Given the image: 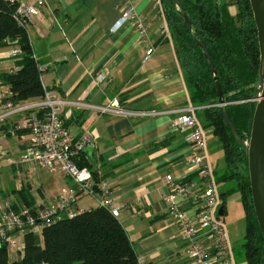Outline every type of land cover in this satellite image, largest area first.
<instances>
[{
	"label": "crops",
	"instance_id": "obj_1",
	"mask_svg": "<svg viewBox=\"0 0 264 264\" xmlns=\"http://www.w3.org/2000/svg\"><path fill=\"white\" fill-rule=\"evenodd\" d=\"M128 1L145 17V38L132 23L119 24ZM26 30L36 59L46 66L45 85L76 103L65 107L64 123L76 134L88 130L92 135L85 155L98 180L108 182L120 209L117 217L134 242L138 259L148 264H197L184 251L181 228L167 214L172 189L167 176L172 175L176 184L198 180V167L191 162L196 148L186 140V132L171 127L175 113L137 117L95 108L114 98L130 109L171 111L190 103L186 74L160 0H44L42 14ZM13 46L0 47V92L10 89L3 76L18 61ZM149 46L155 51L145 59ZM99 70L111 72L105 86L95 80ZM4 102L0 101V116ZM38 114L29 110L0 117V211L11 205L22 210L45 207L64 189H76L63 173L22 161L31 139L23 120ZM206 131V160L216 171L215 156L223 157L222 168L227 166L225 152L213 131ZM199 186L198 182L194 189ZM101 198L98 189L80 193L72 209L97 208ZM182 205L194 215V198ZM67 213L61 211L60 216ZM17 237L24 244L23 234ZM9 255L12 261L22 259L12 247Z\"/></svg>",
	"mask_w": 264,
	"mask_h": 264
},
{
	"label": "trees",
	"instance_id": "obj_2",
	"mask_svg": "<svg viewBox=\"0 0 264 264\" xmlns=\"http://www.w3.org/2000/svg\"><path fill=\"white\" fill-rule=\"evenodd\" d=\"M179 1L181 8L173 0H160V3L186 74L190 103L199 107L196 113L205 129H211L224 148L227 172L216 181L236 180L245 211L246 233L236 259L247 264H264V237L253 204L245 146L225 123L221 107L214 105L218 103L217 76L223 98L228 102L225 105L227 114L239 129L240 138L244 141L249 138L257 102L242 101L256 96L254 88L258 84L260 64L257 28L250 0H236V15L229 11L230 0ZM18 5L16 0H0V47L11 43L22 49L16 62L19 70L3 76L10 86V99L14 103L44 95L39 62L28 32L14 17ZM182 11L191 19V26ZM195 35L211 54L216 75L212 73L210 62ZM78 163L91 168L85 153ZM239 164L245 167V172ZM93 174L98 180L97 172L93 171ZM226 194L228 192L221 194L224 215L227 213ZM7 208L26 222L22 232L16 228L10 234H23L24 250L22 259L12 261L7 239H0V264H140L135 244L120 219L101 205L72 218L61 217L59 213L60 218L50 225L38 216V211L44 207L22 210L11 205ZM29 215L36 219L35 225L27 221Z\"/></svg>",
	"mask_w": 264,
	"mask_h": 264
},
{
	"label": "built area",
	"instance_id": "obj_3",
	"mask_svg": "<svg viewBox=\"0 0 264 264\" xmlns=\"http://www.w3.org/2000/svg\"><path fill=\"white\" fill-rule=\"evenodd\" d=\"M43 6L44 0H36L32 3L19 2L14 17L18 24L26 29L35 16L42 14ZM124 23H132L141 36L146 37L145 17L136 11L130 1L124 5L119 19L120 25ZM154 51V47H147L145 59H148ZM12 52L19 60L22 55L20 46L14 45ZM38 67L41 73L44 95L40 98L14 103L10 99L11 90L2 91L0 92V101H5V112L0 117L5 118L32 109L39 111L38 115L27 116L23 120L24 127L31 132V139L25 149L22 161L35 163L50 171L61 172L70 177L76 184V189H64L54 203L39 210V218L44 220L45 224L50 225L60 218L59 213L61 211L68 210L67 216L75 217L81 213L72 209L77 196L80 193L91 192L95 189H98L102 195L100 205L108 208L113 215L118 216L120 209L115 205V199L108 182L96 180L91 168L80 166L78 163L81 156L86 152V147L93 142V138L88 130L76 134L64 123L62 114L65 107L75 102L63 97L59 90L47 87L43 80L46 66L39 63ZM18 70L19 67L15 64L10 72L16 73ZM111 79V72L107 70H99L95 74V80L99 86L107 85ZM95 108L103 113L113 112L137 117H154L165 112L175 113L171 127L174 130L186 132V140L196 148V153L192 155L191 162L198 167L197 181L190 180L176 184L172 181V175L167 176L172 188L169 194L167 214L182 230V236L186 241L184 251L197 264H245V262L236 259L226 225L221 220L222 216L218 215L221 195L217 189L215 168L206 160L208 154L207 131L196 113L199 107L189 103L171 111L130 109L124 106L119 99L114 98L108 104ZM245 142L249 144V138ZM198 182L200 183L199 188L194 189ZM188 198H194L193 216L182 205V201ZM27 221L31 225H35L36 219L29 215ZM25 223L20 215L9 208L0 211V239H7L9 246L16 247L18 249L16 251L20 254L23 253L24 244L18 243V234L12 236L10 234L16 228L22 232ZM140 264L148 263L140 260Z\"/></svg>",
	"mask_w": 264,
	"mask_h": 264
},
{
	"label": "water",
	"instance_id": "obj_4",
	"mask_svg": "<svg viewBox=\"0 0 264 264\" xmlns=\"http://www.w3.org/2000/svg\"><path fill=\"white\" fill-rule=\"evenodd\" d=\"M178 8H181V2L179 0H173ZM254 21L257 28L258 43L260 50V64H259V80L258 84L254 88L256 96L250 100L257 101L251 133L249 136V144H246L244 140L240 138L239 129L233 124L230 119L225 105L228 103L223 98V91L218 81V77L215 76V84L218 92V103L221 115L225 123L230 128L236 139L243 143L245 146V152L248 158L249 177L251 184V193L253 204L257 216V220L264 237V0H250ZM182 15L185 17L189 26L192 25L189 16L182 11ZM195 39L198 44L203 48L205 56L210 62V68L213 74L216 75V67L211 54L208 52L205 44L195 35ZM249 100V99H247ZM219 216H224V206L221 205L218 211Z\"/></svg>",
	"mask_w": 264,
	"mask_h": 264
},
{
	"label": "rangeland",
	"instance_id": "obj_5",
	"mask_svg": "<svg viewBox=\"0 0 264 264\" xmlns=\"http://www.w3.org/2000/svg\"><path fill=\"white\" fill-rule=\"evenodd\" d=\"M228 6H229V11L231 12V14L236 15V13L238 11V6L236 3V0H230V4ZM250 99L244 100L242 102H246V101H251V102L254 101L255 103L257 102L255 100H250ZM32 110H36V109H32ZM218 150H215L216 153L218 152ZM214 159H215V163L217 164L215 175H216V178H218L223 173L227 172V171L225 172L227 166L222 168L223 167V157L215 156ZM239 166L245 172V167L241 164H239ZM217 189H218L220 195L224 192H226V193L228 192V194H226L227 213L224 215V217H221V220H223V222L226 225L228 235H229V240H230V243L232 244L233 252H234V255L236 257V255H238V252L240 253L241 243H242L244 235L246 233V220L244 217V208H243V203H242V199H241V194L237 189L236 180L219 181V182H217ZM224 197H225V195H224ZM222 202H223V199H221V203ZM13 249L15 251L18 250L16 247H13ZM240 262H245V264H247L246 261H240Z\"/></svg>",
	"mask_w": 264,
	"mask_h": 264
},
{
	"label": "flooded vegetation",
	"instance_id": "obj_6",
	"mask_svg": "<svg viewBox=\"0 0 264 264\" xmlns=\"http://www.w3.org/2000/svg\"><path fill=\"white\" fill-rule=\"evenodd\" d=\"M221 205H222V203H221Z\"/></svg>",
	"mask_w": 264,
	"mask_h": 264
}]
</instances>
